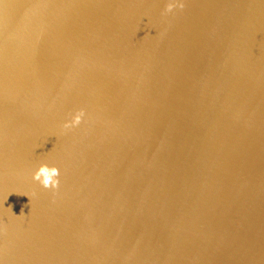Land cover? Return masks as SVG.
Here are the masks:
<instances>
[{
	"label": "water",
	"instance_id": "obj_1",
	"mask_svg": "<svg viewBox=\"0 0 264 264\" xmlns=\"http://www.w3.org/2000/svg\"><path fill=\"white\" fill-rule=\"evenodd\" d=\"M178 2L0 0V264H264V0Z\"/></svg>",
	"mask_w": 264,
	"mask_h": 264
},
{
	"label": "clouds",
	"instance_id": "obj_2",
	"mask_svg": "<svg viewBox=\"0 0 264 264\" xmlns=\"http://www.w3.org/2000/svg\"><path fill=\"white\" fill-rule=\"evenodd\" d=\"M183 9L184 4L182 2H178V0H169V3L166 4L164 9V14L172 13L174 9ZM85 116V112L83 109L77 111L73 118L66 122L63 125L64 129H72L78 127L83 117ZM60 176V171L57 167H49L47 164H42L38 170H36L32 176V179L45 188L56 190L59 188L60 181L58 177Z\"/></svg>",
	"mask_w": 264,
	"mask_h": 264
}]
</instances>
